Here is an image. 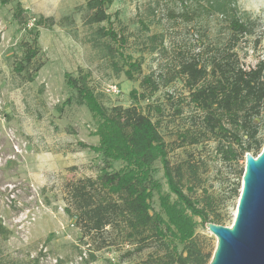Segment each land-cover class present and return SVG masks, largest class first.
I'll use <instances>...</instances> for the list:
<instances>
[{
    "label": "rangeland",
    "instance_id": "1",
    "mask_svg": "<svg viewBox=\"0 0 264 264\" xmlns=\"http://www.w3.org/2000/svg\"><path fill=\"white\" fill-rule=\"evenodd\" d=\"M86 1H0V264H136L146 257L152 247L123 260L120 255L130 244L95 250L96 243L83 237L74 218L65 211L66 181L95 177L103 167L122 170L124 162L91 148L99 144L102 122L78 102L76 91L65 84L64 74L84 75L107 108L135 105L144 109L153 102L166 107L167 112V94L176 100L186 98L183 81L177 78L165 86L160 83L155 93L146 94L139 79L152 74L161 82L159 75L173 66L178 52L194 48V41L200 42L204 33L215 36L218 47L227 37L224 22L216 15L208 16L198 0H112L107 6L109 20L98 24L85 23ZM236 1L238 10L246 12L251 21V33L235 47L241 66L247 69L264 59V0ZM186 9H196L199 19L183 23L167 13ZM15 12H20L23 23L15 19ZM35 22L40 24L34 27L31 24ZM101 26L114 28L125 41L98 37L96 30ZM152 35L156 36L153 40ZM34 39L39 49L35 62L42 66L35 78L27 81L32 65L21 73L14 66L23 61L24 42L33 46ZM129 62L140 65L133 73L135 80L125 77ZM110 84H116L119 93L106 92ZM131 90L136 91L135 96L144 92L146 98L137 101ZM182 104L188 110L185 99ZM163 120L160 131L169 142V161L180 163L190 153L195 158L201 156L203 185L219 202L223 225H231L239 198L231 195V182L239 181L240 191L242 176L237 172L244 170L246 152L256 157L261 151L264 119L256 120L259 149L250 143L249 150L232 165L221 160L212 140L198 147L171 148L174 130L182 120L170 116ZM151 174L158 183L148 199L151 212L163 214V199L181 205L169 189L159 158L152 164ZM185 212L205 248L213 251L216 237L198 217ZM111 236L121 241L116 233ZM172 236L173 244L181 250L182 243Z\"/></svg>",
    "mask_w": 264,
    "mask_h": 264
},
{
    "label": "trees",
    "instance_id": "2",
    "mask_svg": "<svg viewBox=\"0 0 264 264\" xmlns=\"http://www.w3.org/2000/svg\"><path fill=\"white\" fill-rule=\"evenodd\" d=\"M0 1L7 3L9 0ZM201 1L198 3L208 16H218L227 28L222 47L217 46L215 36L204 33L200 42L198 39L194 41L197 44L194 48L178 52L173 66L159 75L161 82L152 74L139 79L146 94L155 93L161 84L165 86L177 78L183 81L186 98L176 100L167 94V112L166 107L153 102L147 103L144 109L135 105L107 108L84 75L64 74L65 84L76 91L78 102L85 104L102 122L98 129L99 144L91 148L106 158L124 162L122 170L103 167L95 177L66 181L63 185L67 202L65 211L74 218L83 237L96 243L95 250L130 244L131 247L120 255L123 260L152 247L136 264H209L213 251L206 249L203 240L195 234V225L185 210L203 224H224L219 202L203 185L200 167L204 160L201 156L195 158L190 153V157L180 163L169 161V142L160 131L166 116L182 120L181 126L174 130L170 142L174 146L171 148L198 147L212 140L216 142L215 152L221 160L232 165L249 150L250 143H255L256 149L260 147L257 138L259 125L255 120L264 119V59L246 69L241 66L235 51L238 42L251 33L250 18L246 12L238 10L236 0ZM111 2L87 0L85 23L108 21L107 6ZM167 13L174 21L183 23L200 17L196 9L168 10ZM14 17L19 23L24 22L20 12H15ZM38 24L40 22L31 25ZM26 25L25 22L24 27ZM96 34L101 38L125 41L112 27L101 26ZM155 37L152 35L151 39ZM36 45L35 39L33 46L24 42L23 61L14 66V70L21 73L32 65L33 72L25 77L27 81H32L42 66L41 62H35L39 51ZM139 70L138 63L129 62L125 77L135 80L133 73ZM129 93L137 101L146 98L144 92L137 96L135 90ZM184 99L188 107L186 111L182 104ZM81 146L87 147L84 143ZM157 158L161 160L169 189L182 202L181 205L169 204L163 199V214L151 212L148 203L153 190L158 187L151 174V166ZM242 174L243 170L237 172L238 176ZM239 188V181L233 180L231 195L238 197ZM113 233L120 236L121 241L114 240L119 237H112ZM172 235L182 243L181 250L173 244ZM90 257L94 259L93 254Z\"/></svg>",
    "mask_w": 264,
    "mask_h": 264
},
{
    "label": "water",
    "instance_id": "3",
    "mask_svg": "<svg viewBox=\"0 0 264 264\" xmlns=\"http://www.w3.org/2000/svg\"><path fill=\"white\" fill-rule=\"evenodd\" d=\"M244 158L232 224L205 223L216 237L209 264H264V145L256 157L246 152Z\"/></svg>",
    "mask_w": 264,
    "mask_h": 264
},
{
    "label": "built area",
    "instance_id": "4",
    "mask_svg": "<svg viewBox=\"0 0 264 264\" xmlns=\"http://www.w3.org/2000/svg\"><path fill=\"white\" fill-rule=\"evenodd\" d=\"M106 92H110L113 94L119 93V88L117 87L116 84H110L108 87L105 89Z\"/></svg>",
    "mask_w": 264,
    "mask_h": 264
}]
</instances>
